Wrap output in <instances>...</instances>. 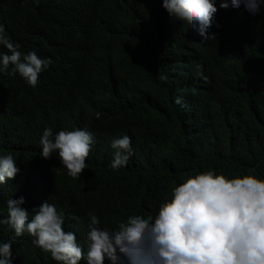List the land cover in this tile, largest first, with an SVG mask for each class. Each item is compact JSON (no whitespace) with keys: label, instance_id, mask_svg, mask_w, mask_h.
Returning <instances> with one entry per match:
<instances>
[{"label":"trees","instance_id":"16d2710c","mask_svg":"<svg viewBox=\"0 0 264 264\" xmlns=\"http://www.w3.org/2000/svg\"><path fill=\"white\" fill-rule=\"evenodd\" d=\"M219 2L204 40L162 0H0V25L19 50L53 61L45 96L0 73V155L20 169L0 189V218L8 198L23 196L30 213L48 199L86 248L88 215L109 229L154 216L176 185L203 171L264 179V10L251 16ZM66 51L80 54L87 76L63 64ZM47 127L93 134L77 178L56 152L41 158ZM123 135L133 154L113 170L109 142ZM31 239L0 225L21 264H55Z\"/></svg>","mask_w":264,"mask_h":264},{"label":"clouds","instance_id":"9594fccd","mask_svg":"<svg viewBox=\"0 0 264 264\" xmlns=\"http://www.w3.org/2000/svg\"><path fill=\"white\" fill-rule=\"evenodd\" d=\"M241 5L251 16L264 10V0H220L218 7L238 9ZM161 8L191 24L204 40L211 38L208 30L217 0H162ZM0 46L7 50L0 52V73L18 74L24 86L36 88L42 96L50 92L49 77L43 82L53 63L50 58L34 51L22 53L3 25ZM64 56L67 68L73 65L87 76L80 54L66 51ZM175 103H180L179 97ZM39 142L41 158L47 160L56 152L67 175L77 178L86 168L85 158L94 140L84 129L53 132L47 127ZM109 145L113 149L109 167H124L133 154L130 137H114ZM19 171L11 154L0 155V189L13 182ZM4 203L6 215L0 225H7L16 237H32L30 243L49 253L55 264H80L81 260L85 264H104L105 260L109 264H264V179L255 175L227 178L212 170L199 172L176 185L154 216L130 215L113 229L102 226L97 215H88L86 248L75 232L64 229V215L48 199L31 213L23 207V196ZM13 242L0 241V264H21L19 256H13L15 249L11 252Z\"/></svg>","mask_w":264,"mask_h":264},{"label":"bare ground","instance_id":"6f19581e","mask_svg":"<svg viewBox=\"0 0 264 264\" xmlns=\"http://www.w3.org/2000/svg\"><path fill=\"white\" fill-rule=\"evenodd\" d=\"M235 26V25H234ZM208 34H210V33H208ZM175 38V37H174ZM182 44V43H181ZM184 45H185V43H184Z\"/></svg>","mask_w":264,"mask_h":264}]
</instances>
